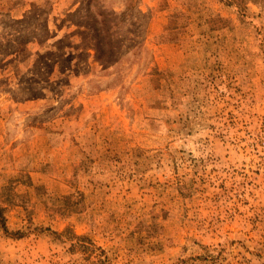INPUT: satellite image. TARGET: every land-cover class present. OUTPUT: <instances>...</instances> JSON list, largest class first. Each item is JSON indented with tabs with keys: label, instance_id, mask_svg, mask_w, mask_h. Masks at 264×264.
Instances as JSON below:
<instances>
[{
	"label": "rangeland",
	"instance_id": "rangeland-1",
	"mask_svg": "<svg viewBox=\"0 0 264 264\" xmlns=\"http://www.w3.org/2000/svg\"><path fill=\"white\" fill-rule=\"evenodd\" d=\"M0 207V264H264V0H0Z\"/></svg>",
	"mask_w": 264,
	"mask_h": 264
},
{
	"label": "trees",
	"instance_id": "trees-1",
	"mask_svg": "<svg viewBox=\"0 0 264 264\" xmlns=\"http://www.w3.org/2000/svg\"><path fill=\"white\" fill-rule=\"evenodd\" d=\"M99 51H96V54L98 56ZM4 220V215H3V208L0 207V221Z\"/></svg>",
	"mask_w": 264,
	"mask_h": 264
}]
</instances>
